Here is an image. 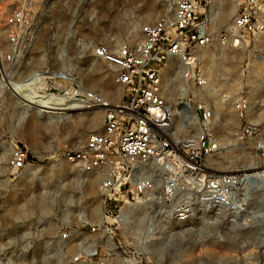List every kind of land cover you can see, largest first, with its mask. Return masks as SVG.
Listing matches in <instances>:
<instances>
[{"label":"built area","instance_id":"obj_1","mask_svg":"<svg viewBox=\"0 0 264 264\" xmlns=\"http://www.w3.org/2000/svg\"><path fill=\"white\" fill-rule=\"evenodd\" d=\"M104 3L114 5L109 12L124 24L138 21L129 7L144 6L13 0L4 17V94L16 99L3 77L12 80L22 67L39 66L43 75L26 89L64 109L44 111L60 120L70 109L97 108L102 130L78 149L53 156L47 173L26 149L11 146L6 168L20 180H37L40 192L25 198L23 187L14 186L18 214L0 227V264H264V214L250 208L252 196L264 206V0H175L154 21H142L135 42L115 35L105 42L94 34L81 38L82 26L104 35ZM229 7L234 14L220 25ZM72 53L103 63L122 89L109 99L88 90ZM207 60L221 69L220 86L231 93L212 88ZM231 65L237 76L229 74ZM207 92L230 103V112L221 110L226 117ZM242 158L246 164H238ZM57 162L69 166L59 171L68 174L63 180L55 178ZM223 164L229 170H220ZM89 178L98 180L99 209L82 194ZM30 205L36 213L28 216ZM222 229H254L256 235L226 242ZM115 231L125 238L114 242ZM174 239L180 248L169 252ZM69 246L74 255L67 254ZM204 248L216 256L202 254Z\"/></svg>","mask_w":264,"mask_h":264},{"label":"rangeland","instance_id":"obj_2","mask_svg":"<svg viewBox=\"0 0 264 264\" xmlns=\"http://www.w3.org/2000/svg\"><path fill=\"white\" fill-rule=\"evenodd\" d=\"M134 5L143 3L144 6L138 7L135 10L129 7L130 12H133L137 17V22L134 24H124L121 21L117 22L116 15L111 14L109 11L113 10L114 5L108 4V6L104 3L105 14H103V18L105 20L104 26V35L97 33L95 30H92L87 26L81 27V38H88L89 35L94 34V40L96 42H105L108 36L115 35L120 41L121 40H131L135 42L139 37V26L142 25V21H154L159 14H163L168 10V4L172 6L175 0H132ZM13 0H0V50L4 48L5 41L3 38V20L5 15L12 9ZM234 13H226L222 19L220 20V25H225L229 22V19ZM96 32V33H95ZM42 47L41 40L36 45V50ZM34 56V53L31 54ZM238 58L241 57L242 54H231ZM72 62L77 65V74L79 78L82 80L83 85L88 89L96 93L102 94L104 98H111L113 94L117 90H121L122 88L113 84L111 79V72L104 66L100 61L94 60L91 55H86L84 57L79 58L76 53H72L71 55ZM207 60L206 67L208 70V74L212 78V87L217 88L216 92L221 94L223 93H231V90L221 88L223 86V82L219 81L220 73H222L221 69L216 67L215 62H208ZM2 62L0 58V68ZM230 69L229 74L233 76H237L238 72L234 69V65L228 67ZM42 71L39 66L31 65V67L26 66L19 70L20 73L10 74V76L14 77L12 80H8L12 86L17 87V83L21 81H25L30 79L35 74ZM20 75L23 77H19L16 75ZM217 76V78H216ZM216 78V79H215ZM215 79V80H214ZM255 79V78H254ZM19 80V81H16ZM7 81V80H6ZM217 83V84H216ZM253 83V82H251ZM219 84V85H218ZM221 85V86H220ZM3 86V85H2ZM228 91V92H227ZM6 92L5 89L1 87L0 84V194L2 193L1 188L3 189V194L5 195L3 200H0V227L2 224L11 223V218L15 217L18 212H16L17 207L14 201L15 198V190L14 186H22L23 191L25 193V198H28L29 194L34 197H37L40 192V186L38 181L30 183L26 180H20L16 178L14 174H12L6 168V161L9 154V150L13 144H17L28 151V159L32 160L36 165H42L45 169L51 164V158L56 154H60L63 150H74L78 149L83 145L86 138L94 133H98L102 130V112L97 108L86 107L77 111L74 116H69V113L63 114V117L59 120L57 115L54 114H46L43 115L38 114L35 111H31L27 108H22L21 105L17 102V100L10 94H4ZM211 95H206V98L210 101L213 100L218 110L224 115L225 111L230 112V103L223 101L220 104V100L213 98L211 99ZM224 108V112L221 111ZM57 112V111H55ZM36 115H41L42 118H38ZM66 116V117H64ZM226 140L231 141L228 136ZM53 160V159H52ZM247 159L242 158L238 164H246ZM57 164V173L55 174V178L64 179L66 175L65 173H60V170L67 171L69 170V166L64 163H56ZM220 170L226 171L229 170L225 164L219 167ZM47 173L48 170L46 169ZM44 173L42 176H49V174ZM84 178V177H83ZM89 182L91 183L90 189H83L82 194L84 196L88 195L90 201L93 200L96 208L99 209V203L95 200L97 190V179L89 178ZM57 182V181H56ZM30 187H32L30 189ZM71 186H66V191L64 193H70L69 188ZM59 190V194H61L62 188H57ZM27 194V195H26ZM255 195V194H254ZM22 197H19V200ZM24 199V198H23ZM252 196V201L250 202V208L252 212H260L264 214V206H258L256 201H254ZM18 201V200H17ZM86 207V205H84ZM97 209V210H98ZM26 214L30 216L33 213V207L30 205L27 208ZM136 224V223H135ZM140 226L139 223L134 226L132 230H135ZM264 227V224L262 225ZM54 225H52V230L48 232L50 235H56L57 230L54 229ZM224 231H226L224 229ZM101 233L99 232L98 235ZM223 236V240L229 242L232 236L237 235L239 238L245 236H253L256 235L254 229H241L234 233L223 232V229L220 233ZM264 238V232L261 234ZM100 237V236H99ZM112 240L117 242V240H121L125 238V235L121 231H115L111 234ZM104 240V238H102ZM128 240H130L128 238ZM174 245L169 252L176 251L179 249V245L176 243V239L173 240ZM39 244L37 241L33 243V253L38 256L39 253ZM199 248L193 249L194 252L198 251ZM74 248L72 246L68 247L67 254L74 255ZM221 254L225 252L222 249H218ZM31 252H29V255ZM202 254L209 255L213 254L212 258L216 256L214 249L204 248L202 249Z\"/></svg>","mask_w":264,"mask_h":264},{"label":"bare ground","instance_id":"obj_3","mask_svg":"<svg viewBox=\"0 0 264 264\" xmlns=\"http://www.w3.org/2000/svg\"><path fill=\"white\" fill-rule=\"evenodd\" d=\"M226 13H234V10L229 7L228 10L222 14L221 16V19L222 17L226 14ZM220 19V20H221ZM220 22V21H219ZM41 75H43V72L40 71L39 73L35 74L34 76H32L30 79L28 80H25V81H21L19 83H17V87L16 86H12L11 83L8 82V80L6 81L5 77L4 78V81H5V84L6 86L8 87L9 91L16 97V100L17 102L21 105L22 108H27V109H30L31 111H35L37 112L38 114H41L43 115V113H46V114H49L50 112H45L44 110L45 109H50V110H64L60 107H58V105H54L52 104L51 106H48L45 102V99L40 97V96H37V95H34V94H31L29 93V91L26 89V85H28L32 80H36L38 78L41 77ZM256 82V81H255ZM258 84V83H256ZM255 84V85H256ZM214 87V86H213ZM212 87V88H213ZM215 91H217V88H213ZM228 92V91H227ZM210 92H207L206 95H209ZM229 93V92H228ZM206 95H205V98H206ZM207 99V98H206ZM83 107H78L76 109H70L68 111H66L65 113H69V116H74L76 114L77 111L81 110ZM55 112V111H53ZM64 113V114H65ZM41 115H36L38 118H42ZM225 116V115H224ZM66 117V116H64ZM226 117V116H225ZM230 131V129L228 130ZM95 134V133H94ZM236 162H232L230 165L231 166H236ZM56 192V195L59 194V190L56 189L55 190ZM85 207V206H84ZM87 219H89V216H86ZM137 224V222H136ZM136 224H135V227H136Z\"/></svg>","mask_w":264,"mask_h":264}]
</instances>
